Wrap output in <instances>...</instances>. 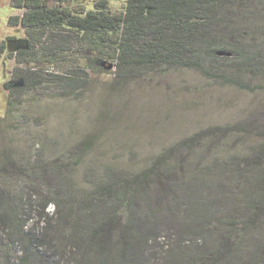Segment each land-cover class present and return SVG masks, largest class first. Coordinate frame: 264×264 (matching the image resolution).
Masks as SVG:
<instances>
[{
  "label": "trees",
  "instance_id": "trees-1",
  "mask_svg": "<svg viewBox=\"0 0 264 264\" xmlns=\"http://www.w3.org/2000/svg\"><path fill=\"white\" fill-rule=\"evenodd\" d=\"M13 3L25 37L9 38L11 92L172 69L264 90V0H124L118 12L110 0ZM65 56L78 59L59 73ZM254 123L210 124L126 168L90 158L92 134L49 161L4 149L0 264H264V127Z\"/></svg>",
  "mask_w": 264,
  "mask_h": 264
},
{
  "label": "rangeland",
  "instance_id": "rangeland-1",
  "mask_svg": "<svg viewBox=\"0 0 264 264\" xmlns=\"http://www.w3.org/2000/svg\"><path fill=\"white\" fill-rule=\"evenodd\" d=\"M77 1L93 9L98 0ZM123 3L110 0V7L118 12ZM21 13L13 0H0V45L5 46L0 52V152L22 153L34 162L44 151V160L49 161L92 134L90 158L126 168L149 162L180 137L210 124L256 121V126L264 127V90L218 86L190 69H172L122 83L112 72L92 71L80 90L55 86L11 92L5 84L17 64L10 54L15 43L9 38L24 39L25 33L10 18ZM260 19L264 26L263 13ZM76 57L65 56L53 68L63 73ZM252 139L248 137L247 142ZM48 211L53 212L54 206Z\"/></svg>",
  "mask_w": 264,
  "mask_h": 264
},
{
  "label": "water",
  "instance_id": "water-1",
  "mask_svg": "<svg viewBox=\"0 0 264 264\" xmlns=\"http://www.w3.org/2000/svg\"><path fill=\"white\" fill-rule=\"evenodd\" d=\"M111 67V66H110Z\"/></svg>",
  "mask_w": 264,
  "mask_h": 264
}]
</instances>
